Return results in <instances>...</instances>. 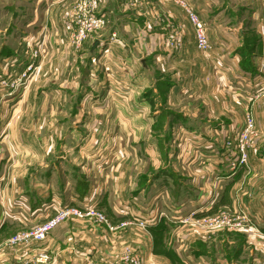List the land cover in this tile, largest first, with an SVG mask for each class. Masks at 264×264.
<instances>
[{
    "label": "crops",
    "instance_id": "1",
    "mask_svg": "<svg viewBox=\"0 0 264 264\" xmlns=\"http://www.w3.org/2000/svg\"><path fill=\"white\" fill-rule=\"evenodd\" d=\"M119 1L125 9H129L118 11L116 21L113 22L111 6L115 0H101L99 13L105 17V25L80 48L75 49L65 33L70 22V0H16L12 4L16 21L12 22L8 34L19 29L27 33L18 37V31L14 47L10 49L8 44L4 45L3 52H0L4 55L0 56H20L15 55V52L22 44V49L24 45L29 47L27 62H31L29 56L36 45L51 46L52 54L56 56L47 57L42 54L40 66L32 61L35 65L32 74L40 75L41 72L48 79L60 78L58 88L48 90L50 94H58L59 101L62 94L64 101L68 95L69 98L73 95L76 97L73 102H60V106L50 103L48 110L54 108L59 115L52 114L54 110H50L49 118L41 122L43 125L59 122L73 125L69 135L74 137H68L70 141L77 142L82 138L84 125H133L135 128L138 126V133L133 139L149 141L151 135L154 136L152 146L145 148L149 162L139 158L133 170L123 166L121 175L117 177L119 180L123 175L127 183L123 190L120 187L115 189L116 203L113 208L115 205L123 208L124 204H128V200L125 201L122 196L124 189L136 193L130 196L136 197L138 194V197L132 200L134 209L127 208L128 212L118 217L129 221V228L124 230L121 238L118 235L116 241L115 234H111L116 253H119V248L122 254L125 250H132L138 253L139 264H264V178L257 176L250 181L244 180V167L230 173L222 145L225 130H233L243 123L241 111L247 107H250L255 118L256 138L264 140V96L249 99L246 96L249 95L247 87L231 89L228 85L229 77L248 80L264 72V0H241L237 25L233 24V15L228 22L224 18L228 14L227 5L222 4L224 0H190L196 8V14L205 21L206 33L214 45L211 53L197 52L192 56L186 52H182L181 56L162 52L164 49L161 47L168 48L172 36L185 40L186 44L189 42V37H183L185 32L182 37L177 36L178 31L174 27L177 22L178 25L183 22L181 20L184 16L172 0ZM248 4H252L250 8L246 6ZM53 29H58L56 35ZM184 29L181 28L182 32ZM243 44L252 45L253 52L239 53L238 45ZM47 51L50 55V49ZM1 60L3 63L6 58ZM119 61H124V65L118 66ZM114 66L122 69L124 78L134 81V85L130 83L132 87L125 90L124 98L113 104L98 100L86 102L85 93L81 92L77 79L80 76L88 77L89 92L93 94L98 90L96 81L100 79L101 84L109 75L108 70ZM250 70L255 72L251 73ZM14 88L10 89L9 95L14 92ZM23 90L28 94L29 86ZM136 94L140 95L137 100ZM87 108L101 113L99 116H96L95 111H90L89 115L82 114L81 111ZM120 111H123L122 115ZM62 112H68V115L62 116ZM116 112L118 115H115ZM258 129L263 132L260 130V133ZM89 131L91 139L95 134L100 138L109 136L107 131L102 133L97 130L101 132L97 133L94 128ZM76 134L80 138H76ZM133 134L126 130L123 135L131 137ZM184 137L190 142L201 143L202 149L199 150V147L194 151L191 147H185L182 140ZM174 138L180 140L182 146L179 150H174L171 144ZM263 147L257 154L260 157H264ZM52 152H46L48 159L45 166L53 164L50 162L57 155L61 157L60 162L65 165L63 175L72 176V180H63L60 186L65 185L63 191L70 189L72 201H91L97 198L91 192L94 188L91 177L84 169L83 162L78 161L82 151L66 148L57 155ZM198 152L203 158H199ZM127 158L125 155L122 159ZM250 170L252 174H264V159L255 160ZM79 183L83 188L78 186ZM234 183L238 185V190L235 188L237 207L249 213L258 230L248 229L234 234L214 231L210 234L201 229H192L188 224H181L173 230L168 228L181 212H184L182 216L193 212L190 218L195 221L201 214L212 211L210 208L216 209L213 197L218 187L223 194L222 203H231L232 193L229 188ZM152 190L154 192L149 193ZM4 193L3 182L0 180V204ZM24 193L30 204H35L33 208L40 206L41 201L29 198L32 196L28 191ZM61 201L65 202V196ZM138 221H145L144 227L138 226ZM14 223L16 221L13 219L0 223V264H34L29 262V258L35 255L36 244L21 249L8 245L5 236ZM81 228L78 232L72 231L71 235L85 231L88 237H68L61 240L66 243L62 246L55 238L46 237L43 248L37 254L46 252L50 258L48 264H92L99 256V238L106 236V233L103 235L98 226H91V231L83 226ZM70 230L65 227V231ZM179 232L184 233L186 238L192 237L194 243L196 240L201 241L202 251L194 243L191 246L175 247L174 235ZM87 238L89 244H85ZM82 239L86 242H82ZM232 249L235 251L231 259H227L226 255ZM220 252L223 255H218Z\"/></svg>",
    "mask_w": 264,
    "mask_h": 264
},
{
    "label": "rangeland",
    "instance_id": "2",
    "mask_svg": "<svg viewBox=\"0 0 264 264\" xmlns=\"http://www.w3.org/2000/svg\"><path fill=\"white\" fill-rule=\"evenodd\" d=\"M172 1L177 6V8L182 10V14L184 16L183 20H181L183 22H180L179 25L177 22L176 23L177 26L174 27L178 31L177 36L182 37L183 36L182 34H184L185 32V35L183 37L186 36L189 37L188 39L189 42H187L186 44L185 40L181 41L179 40V38H176V36H172L168 48H166V46L161 47L162 49H164L162 50V52L170 53L172 56L173 55L178 56V54L181 56L182 52L184 53L186 52L191 56L192 54H196L197 52L203 53L196 47L195 38H194V28L187 16V10L189 9L193 10L194 13L196 14L195 12L196 8L193 7L192 4L190 3L192 0L191 1L172 0ZM14 2H16V0H0V52H3V49L5 48L4 45L8 44L10 49H12L11 48L12 46L14 47L18 35V31H19L18 37L20 35H25L27 33L26 31H22V29H19V30H12V33L8 34L10 28L12 27L11 26L12 22L16 21V15H13L12 4H15ZM240 2L241 0L223 1L222 4L227 5L228 7V14L226 15L227 17L224 15V18L227 20V22L229 21V19H231V16L233 15V20H234L233 24L236 25L238 24V8L240 6L239 5ZM70 3L71 5H70L69 27L71 25L75 1L70 0ZM251 5L252 4H248L246 6L250 8ZM111 7L113 9V13L111 14L113 22L116 21L117 18L116 13L118 11L121 10L124 11L129 9V8L125 9V6L121 5V2L120 1L118 2V0H115V2H113ZM198 18L201 21H203L206 26L205 21L202 20L200 16H198ZM69 27L65 31L68 41H69V37H68ZM181 28L182 29L185 28L183 32ZM52 32H54L55 34L56 32H58V29H53ZM211 45H212L211 51H213L214 45L212 44V42ZM21 46L22 44L20 45L17 52H15V55L20 54V56H15V58L14 57L10 58V56H8L10 54H6V56H0V180L3 182V188L5 192L3 196L4 197L3 202L2 204H0V223L8 219H13L16 221V223L12 225L13 228L9 229L7 235L5 236V238L7 237L8 245L16 249H21L28 247L31 244H36L37 247L34 248L36 253L34 256L32 255L29 258V262L34 264H43V262L37 260V256L39 255V253L42 252H39L38 254L37 252L43 248L44 246L43 243L46 237L55 238L60 242L61 240L64 239L66 240L68 237H72L71 239H74L75 238L74 236H76L77 238L81 236L88 237V234L85 231H83L82 233L79 232L80 234L78 235H71V233L72 231L78 232L79 230H81L82 229L81 226H83V228H87L88 231L93 230L90 229L91 226L92 227L98 226L102 231L103 235L106 233V236H100L99 238L100 246L98 251L99 256L96 258L97 260L92 264H139L138 253L133 252L132 250H125V253L122 254L121 248H119L120 249L119 253H116L114 251L115 249L113 248V244L114 241H116V238L119 237L121 238L124 230L129 228L128 226L129 221L120 220L118 219V217L125 215V213L128 212L126 211L127 208H130L131 210L134 209L132 207V200H134L133 198H137L138 194L136 195V197H133V195L130 196V194L133 193L135 196L136 193L135 192L132 193L131 190L127 191L124 189L122 196L125 201L128 200V204L127 205L124 204L123 208H120L117 205H115L113 208V205L116 203L115 189L120 187L119 189L123 190L125 183H127V180L123 175L119 178V180L117 178L118 175H121L122 173V167L123 166L129 167L128 170L129 169L133 170L135 165H138L139 158H142L144 161L146 160V162H149V158L146 157L147 154L145 153V148H147L148 145L152 146V144L154 143V136L151 135L149 141L133 139V136H136V134L138 133V126H136L135 128V126L133 127V125H128V126L113 125V124L104 125V126L84 125L82 138L77 142H75V141H70L68 139V137L73 136V135H69L71 133L70 132L71 127H74L73 125L66 124V122L63 123L59 122V124L52 123V124L43 125L41 121L44 118H49L50 110L51 112L52 110H54V112L52 113L54 115L58 113V111L57 110L55 111L54 108L48 110V106L50 103L57 104L56 106H60L59 104L60 102L64 103V102H68L69 100L70 102H73L76 95L71 96L72 98H69L68 95L64 101L63 99L64 95L62 94V99H60L59 101V95L50 94L48 90L49 88L55 89L58 86L61 79L60 78L48 79V77L41 75V72L40 75L32 74L35 68L34 67L35 65H33L32 61H34V64L36 63L37 66H40L41 59L43 57L42 54H46L47 57L56 56L52 54L51 46L48 47L47 45L44 44L36 45V47L34 48L35 50H33V52H31V55L29 56L31 62L30 61L27 62L28 59L27 51L29 47L24 45V48L22 49ZM71 46L73 45L71 44ZM148 47L153 49L151 45H148ZM48 49H50V55L47 51ZM252 49H253L252 45H248V44L238 45V52L241 54H249L253 52ZM211 51L207 53H211ZM255 51H257V48L255 49ZM33 53L35 55H33ZM0 54L4 55L3 53ZM3 57H5L6 60H4L2 63L1 58ZM118 64H119L118 66H123L124 61L123 62L119 61ZM181 68L183 69L184 67L181 66ZM121 70L122 69L115 66L112 67V69H109L108 70L109 75L108 76L106 75L105 80L101 84H100L101 82L100 79L96 81L97 82L96 88L98 90L94 91L93 94L89 92L90 84H89V79L87 80L88 77L85 78V76H80V78H78L77 81L79 85H81V89H82L81 92L83 94L85 93L84 98L86 99V102L90 103L92 101L98 100L113 104L116 101L122 100L126 93L125 90H127L129 87H132L131 84L134 85V81H130L128 78H124ZM261 80L262 77L260 76L259 77L257 76L255 80L252 79L241 80V78L229 77L228 85L231 86V89H235L236 87H242V88L247 87L248 88L247 92L249 93V95L246 94V96L249 97V99L250 98L253 99V96L257 93L260 87ZM26 86H29L28 94L26 93V90L25 91L23 90V88ZM136 86H137L136 88L138 89V84H136ZM13 87H15L14 92H12L11 90L12 94L9 95L8 93L10 89ZM138 96L140 95L136 94L135 96L136 100ZM262 96L264 95H260L259 97ZM14 109L17 110L14 111ZM90 111L94 112L95 110H91L90 108H87V109H83L81 112L82 114L85 113L86 115H89ZM246 112H249L254 118L252 110L250 109V107H247L243 109V112L241 111V114H243V119ZM95 113H97V111H95ZM100 113L101 111H98L96 116H99ZM122 114L123 111L121 112V115ZM58 115L59 113L57 114V116ZM61 115L67 116L68 112L67 113L62 112ZM115 115H118V113L116 112ZM254 124L255 125L252 135L253 138L251 140L248 151V166L247 167L238 166V169L240 167L245 168L244 169L245 172L242 175V177L244 180H249V181L251 179L256 178L257 176H259L260 179L264 178V174L262 173L256 174L253 172L252 174V172H250L251 164L255 163V160L260 158L264 159L263 156L260 157L257 155L258 152H260L262 145H264V140H259L256 138L257 127L255 123V118H254ZM205 127L206 126H202V128ZM262 127L263 126H260V128ZM90 128L92 131L94 128V131L96 132L97 130L99 131L101 130L102 133H105L107 131L109 132V136L100 138L95 134L94 138L91 139L92 135L89 136ZM148 128L149 126H147V129ZM235 128L236 129L238 128V133H239L240 128H243V123ZM126 130H129L130 133L134 132L135 135L133 134L131 135V137L123 135L126 133ZM260 130L258 129V131L261 133ZM172 131L174 132L173 128ZM229 131L232 130L226 129L224 134H226ZM101 132H97V133H101ZM59 136L61 137L59 138ZM76 138H80V136L77 135ZM182 140H183V144H185V147L187 148L191 147V149H193L194 151H197L199 147H201L199 148V150L202 149L203 145L199 142H190V140L187 139L186 137H184ZM179 141L180 140L179 139L176 140V138H174V140L171 141L174 150H179V147L182 146ZM66 148L80 149L82 151L81 155L78 158V161L81 160L83 162L84 169L87 171L89 177H91L92 184L94 186V188L91 189V192L95 194L97 198L91 199V201L89 200L72 201L69 195L70 189L66 188L65 191H63L65 185L60 186L62 184V181L66 179L72 180V176L63 175V171H65V165L62 162H60L61 157H59L57 154L60 150L62 151L63 149ZM48 150L49 152L53 151L52 152L53 155H57V156L53 159V162H50L53 164L48 165L49 164L48 163L47 166H45L46 160L48 159L46 157L47 156L46 152H48ZM253 153L256 155H253ZM125 155H127L128 158L122 159ZM199 155L200 154L198 152V156ZM199 158L200 159L203 158V155H200ZM252 159L255 160L252 162ZM135 160L137 162H135ZM229 166L230 165H228V168ZM78 186L80 188L81 187L83 188V185L80 183L78 184ZM235 188L238 190L237 183L232 184V186L229 188L231 189L229 191H231L232 193L231 203H227V204L222 203L223 194L222 191L220 190L221 188L218 187L213 197L214 206L216 209L213 210L212 208H210L212 211L206 212L205 214H201L200 217L195 218L197 219L195 221H192V218H190L186 223L181 222V218L187 216L189 213L187 212L184 216H182L184 212L181 213L179 212L180 214L178 215V217H176L177 220L173 223L172 226H169L168 228H170V230H173L179 228L181 224H185V225L188 224L191 225L192 229H201L204 230L205 232H209L210 234H212V232L214 231H220L223 234H234L235 232H239L242 230L245 231H248V229H251L253 231L258 230L257 226L250 219L249 213L245 212L239 206L237 207L238 197L235 195V192H237ZM24 191H28L29 193H31L32 197L29 198L31 199L35 198L37 199V201H41L40 206L33 208L35 207V204L34 203L30 204V200H27ZM152 192H154V190H152L149 193ZM64 196H65V202H62L61 198H63ZM48 198L49 201H47ZM221 203L223 204V206H221L222 205ZM65 204H71L80 207H83L85 205H94L95 207H97L99 211H101L100 213L104 217L103 219L100 218L97 219L91 216H86L83 218H77L75 216L68 217L60 221L57 225H55L47 233V235L43 240L40 241L29 240L28 242H25L24 240H20V241H16L15 243H10L9 238L14 236L16 233L21 232L23 230L31 229L37 223L42 222L47 217L53 215L59 206ZM218 204L220 206H218ZM139 205H141V203H139ZM235 211H237V213ZM221 212H226L230 215H236L238 214V212H243L246 215V219L240 217L239 220L242 221V224H238V225L237 222L225 221L224 223L218 225L220 227L217 226L213 227L215 226L212 224L213 221L216 218H220ZM207 216L213 217L212 220L209 221L208 223V225H212V226H207L205 222ZM65 221L67 222L66 223L67 225L64 224ZM121 224H123V226H120ZM137 224L138 226L139 225L141 226L140 221H138ZM66 226L71 230L65 231ZM182 232H185V230H183ZM182 232H179L178 234L174 235L175 247L177 248H179V246L182 245L191 246L194 243V241H191L192 237L186 238L184 237V233L182 234ZM111 234H115L114 241L111 238ZM130 238H132V235L130 236ZM86 241L83 240L82 242H86L85 244L90 243L89 238H87ZM65 244L66 243L61 242V246ZM194 246L198 248V250H201L202 249L201 241L196 240ZM188 250L189 249H187V251ZM233 250L235 251V249H232V251H230V253L226 255L227 259H231ZM218 255H223V254L222 252H220ZM49 260L50 258L44 261V263L48 264ZM206 260L208 259L206 258ZM215 264H219V263H215Z\"/></svg>",
    "mask_w": 264,
    "mask_h": 264
},
{
    "label": "built area",
    "instance_id": "3",
    "mask_svg": "<svg viewBox=\"0 0 264 264\" xmlns=\"http://www.w3.org/2000/svg\"><path fill=\"white\" fill-rule=\"evenodd\" d=\"M100 2L101 0L75 1L71 25L68 32L69 41L75 49L80 48L92 34L97 32L105 25V17L99 13L101 6ZM187 16L194 28L196 47L203 53L210 52L212 45L207 37L206 26L204 22L201 21L191 9L187 10ZM34 53L33 55H35ZM257 76L262 77V80L257 93L253 97L264 95V74L260 72V75H255L249 79L255 80ZM254 125L253 116L249 112H246L243 119V128H240V132L238 133V128H235L234 130L224 134L222 140L223 152L226 156L228 165H230V173H234L238 169V166H248V151L253 138L252 135ZM100 212L101 211H99L94 205H85L80 207L76 205L65 204L59 206L53 215L47 217L44 221L37 223L31 229L16 233L14 236L9 238V241L10 243H15L16 241L20 240H24L25 242H28L29 240L40 241L45 238L47 233L55 225L68 217L75 216L77 218H83L86 216H91L97 219H103L104 216L101 215ZM235 212L237 213V211ZM191 215H193V212H190L187 216L181 218V222L186 223L188 219H190ZM240 217L246 219L245 213L238 212L236 215H230L226 212H221L220 218H216L212 224L215 225L213 227H220L218 225L224 223L225 221L237 222V225L242 224V221L239 220ZM212 218L213 217L208 216L206 219L204 218L207 226H212L208 225ZM140 224L142 227H144L145 221H140ZM120 226H123V224ZM48 258L49 256L45 252L39 253L37 256V260L43 263Z\"/></svg>",
    "mask_w": 264,
    "mask_h": 264
},
{
    "label": "trees",
    "instance_id": "4",
    "mask_svg": "<svg viewBox=\"0 0 264 264\" xmlns=\"http://www.w3.org/2000/svg\"><path fill=\"white\" fill-rule=\"evenodd\" d=\"M250 72H251V73H254V72H255V70H250Z\"/></svg>",
    "mask_w": 264,
    "mask_h": 264
}]
</instances>
